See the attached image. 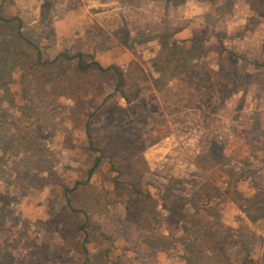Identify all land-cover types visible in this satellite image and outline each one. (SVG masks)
Segmentation results:
<instances>
[{
  "label": "rangeland",
  "instance_id": "obj_1",
  "mask_svg": "<svg viewBox=\"0 0 264 264\" xmlns=\"http://www.w3.org/2000/svg\"><path fill=\"white\" fill-rule=\"evenodd\" d=\"M0 16V264H264V0Z\"/></svg>",
  "mask_w": 264,
  "mask_h": 264
},
{
  "label": "trees",
  "instance_id": "obj_2",
  "mask_svg": "<svg viewBox=\"0 0 264 264\" xmlns=\"http://www.w3.org/2000/svg\"><path fill=\"white\" fill-rule=\"evenodd\" d=\"M0 18L2 19L1 16H0ZM4 20H7V19H4ZM18 24H20V21H18ZM20 39L23 40L24 42H26L27 44L32 45L35 48L36 53H37V59L40 60L41 54H40V50L38 49L37 45L32 43L31 40H29L27 37H25L23 35H20ZM58 55L65 57V58H69V59L70 58H77V64H78V67L80 70H87L89 67H95V68L101 69V70L102 69H112L114 72L117 73L119 83H121V81H122V73L118 70L117 67H115L113 65H109L107 67H102L96 60H90V61L85 62L82 53H76V54H72V55L67 54V53H60ZM99 163H100V156H98L94 159L92 166L87 171V176H91L95 172V170L99 166Z\"/></svg>",
  "mask_w": 264,
  "mask_h": 264
}]
</instances>
